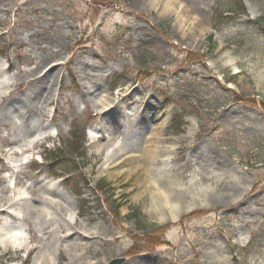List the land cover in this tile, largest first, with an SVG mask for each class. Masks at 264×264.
<instances>
[{"label":"rangeland","instance_id":"1","mask_svg":"<svg viewBox=\"0 0 264 264\" xmlns=\"http://www.w3.org/2000/svg\"><path fill=\"white\" fill-rule=\"evenodd\" d=\"M237 1L185 0L200 20L209 22L204 31L194 32L186 22L188 36L181 39L177 16L160 12L164 0L154 8L150 0H0V80L5 81L0 86V150H9L0 152V206L10 207L27 243L22 252L20 244L0 248V264H36L45 246L54 264H73L76 257L74 264L122 258L125 264H214L221 259L264 264V0H242L246 14L225 25L221 14L240 11ZM45 53L53 56L45 72L60 69L52 91L33 106L37 113L29 118L11 105L26 88L21 72L33 70L30 60ZM129 87L137 89L132 108L139 114L143 108L150 114V105L157 103L162 108L158 125H164L166 141L159 149L166 156L156 168L174 167L187 176L175 177V188L188 197L171 200L191 211L168 229L153 213L151 200L137 197L142 191L136 177L108 175L119 157L131 150L139 155L149 138V129L126 133L116 115L103 117L99 107L104 98L118 103L121 89ZM7 109L12 115L6 119ZM129 114L127 122L133 124L139 114ZM89 118H95L91 131L84 126ZM28 124L39 127L38 142L22 153L32 143L24 131ZM82 129L87 150L79 161L86 168L77 177L90 188L74 196L64 179L53 178L42 165L47 152L67 149L72 134ZM121 146L124 153H119ZM206 177L221 179V188L235 198L208 206L197 192L217 195L220 188ZM104 185L108 190L101 195L98 188ZM45 193L60 194L62 200L51 203ZM45 203L61 210L65 221L55 224L53 217L31 214L32 206L44 209ZM115 205H120L117 216ZM135 211L139 224L130 219ZM3 220L0 241L7 229ZM76 224L82 239L89 237L81 243L80 256L70 255ZM233 247L242 254H231Z\"/></svg>","mask_w":264,"mask_h":264},{"label":"bare ground","instance_id":"2","mask_svg":"<svg viewBox=\"0 0 264 264\" xmlns=\"http://www.w3.org/2000/svg\"><path fill=\"white\" fill-rule=\"evenodd\" d=\"M152 5L151 7H158L159 4L156 3L157 0H150ZM160 12L164 15L166 14H175L177 16V35L184 39L188 34H186V31L184 30V24L186 22H191L193 25V30H200L204 31L208 25L209 19L207 18V21H204L203 19L200 20L197 16L196 10L192 8L188 3L185 2V0H164L162 6L160 7ZM193 16V17H192ZM195 16V17H194ZM197 16V17H196ZM58 45L59 43L56 42ZM194 44V43H193ZM44 48V47H42ZM53 60L52 54L45 53L44 55H41L39 57L31 59L29 62V65L32 64V61L34 63L35 68L29 72H21V78L24 80L26 88L21 93L15 95V102L17 104L11 105V107L14 110H17L19 113L23 112L26 113L29 118L31 115V112L33 111V116L37 113L36 109L32 110L33 106L37 104L38 101L44 100L45 96L48 95L55 84V81L57 79V71H59L60 68L53 67L49 69L47 72H45L46 67L48 64ZM69 63H66L63 67L69 66ZM84 64L81 63V67H83ZM210 72V71H209ZM55 76H52L54 75ZM41 75V77H39ZM52 78V80H51ZM6 83L9 82V78L6 79ZM5 81L0 80V86H4ZM9 84L6 86L9 88ZM137 92V89H133L132 87H129L127 89H121L122 97L119 99L118 103H112L109 102L107 99H102L99 107L104 111L103 117H111L112 115L117 116L118 123L123 126L124 131L126 133H135L137 132H143L145 130H150L149 132V138L146 143H144V150L140 153V151H137L139 155L135 156V151L126 152L125 147L121 146L119 148V153H124L121 157L117 159V162L111 166L112 168H107L108 175L110 179H115L121 175H125L127 177H136L135 179V186L138 189H141L140 196L137 197H144L149 200H151L152 205L154 206V211L156 217L161 219L162 225L168 224V226H165L163 228H169L171 224L176 223L180 215H185L191 211V207L180 208V204L177 202H174L171 200L174 195L176 197L179 196H185L188 197V193L183 191H180L176 187V180L175 177L179 178L180 180H184L187 178L185 172H181L180 169L172 168L169 171L159 170L156 168L157 164L161 163V160L164 156H166V151H163L160 148V145L164 144L166 141V135L163 124H159L158 122L162 119V114L160 112H156L154 110H150L149 112H152L151 115H146L142 113L141 115L136 111V108L134 105H132L133 102V96ZM91 92H88L90 94ZM10 101V100H9ZM11 102V101H10ZM123 105H126L129 107L128 111L136 113L138 116L135 118V122L133 124H130V120L127 122L130 114L128 113L127 109L125 107L123 108ZM141 105V102L137 103V107ZM9 106V105H8ZM151 106V105H150ZM149 109V108H148ZM147 109V110H148ZM162 108H160L161 110ZM8 112V113H7ZM146 113V111H144ZM12 115V112L7 109L5 113V118H9L10 114ZM121 113V115H120ZM154 127L152 125H149V123H154ZM4 126V125H3ZM26 128L24 131L27 134V137L29 139H32L35 137L36 125L28 124L25 126ZM102 128V127H101ZM136 135L132 136L135 137ZM32 137V138H31ZM131 137V138H132ZM130 138V139H131ZM125 139V138H124ZM139 141V140H138ZM126 146V144H125ZM127 147V146H126ZM136 148V146H132ZM27 148V147H26ZM112 148V147H111ZM8 152L9 150H0V152ZM11 151V150H10ZM102 150L99 151V159L102 157ZM14 154V153H12ZM118 154V153H117ZM204 155L201 153L199 155ZM119 156V154H118ZM198 157V158H199ZM197 158V159H198ZM121 161V165H120ZM172 162V161H171ZM173 163H177L174 162ZM221 176V179L223 177V174H219ZM221 179L215 180L213 178H204L203 180L207 181L211 186L216 185V188H220L214 193H199L197 192V197L204 199L208 206L216 208L222 203H227L230 200H233L235 198L234 193H230L229 190H224L221 188ZM200 183L197 185H194V187L199 186ZM193 187V189H194ZM227 189V187H223ZM6 189V188H5ZM163 191L160 193V191ZM7 191V190H6ZM6 191H2V194L4 195ZM64 191V190H62ZM236 192L237 191H233ZM157 194V195H156ZM211 194V195H208ZM214 194V195H213ZM63 195V194H62ZM65 195V193H64ZM45 198L47 200H50L52 202H56V200H62V196L60 194L57 195H51L49 193L44 194ZM57 196V197H56ZM152 197V198H151ZM196 203L197 201H193ZM3 203V201L0 199V204ZM17 204L15 202L12 206L14 207ZM11 206V207H12ZM33 207V208H32ZM30 211L31 214H36L40 219L47 218V217H53L51 222L58 224V222H61L64 220L62 212L58 211L56 206H53L52 204L49 205L45 203V208L42 209L41 207H34L32 206ZM198 207V206H196ZM0 217H4V226L7 228L5 230V233H2L4 235L3 241H0V248H7V247H16L19 245V251H23V249L26 247L27 243L22 242L21 239H25L22 234H20L21 225H18L15 223V221H12L11 217H14V215L10 211V207L7 206H0ZM76 219V218H75ZM8 225V226H7ZM60 225V224H59ZM83 229V228H82ZM73 233H74V240H76L73 245H71L70 249V255H73V253L76 256H80V251L83 248V241H86L89 239V237H85L82 239V233L81 228L76 224V227H73ZM92 234H95L94 232ZM5 240V241H4ZM21 241V243H20ZM46 247V246H45ZM41 249L38 252V261L36 264H54V255L50 252V250H47L46 248ZM36 250V249H34ZM33 250H31L29 253H32ZM89 253V250L87 251ZM80 257H76L72 259V263L79 261ZM209 259V258H208ZM210 260V259H209ZM42 262V263H41ZM205 264H212L209 261H205Z\"/></svg>","mask_w":264,"mask_h":264},{"label":"trees","instance_id":"3","mask_svg":"<svg viewBox=\"0 0 264 264\" xmlns=\"http://www.w3.org/2000/svg\"><path fill=\"white\" fill-rule=\"evenodd\" d=\"M244 13V11H242ZM85 135L82 132H76L72 135V140L68 143V148L65 150L56 149L55 151L47 152L45 159L48 163H53L56 166L57 172L63 174H76L82 169L80 166L79 159L85 158L86 147H85ZM79 167V168H78ZM85 167H83L84 169ZM81 186H88V182L77 181L75 184L76 189H80ZM102 189V188H101ZM119 206L115 208V215L119 214ZM131 220H135L139 224V219L137 218L136 211L130 216ZM139 230H143L139 227ZM158 244V242H157ZM135 250H133L134 252Z\"/></svg>","mask_w":264,"mask_h":264},{"label":"water","instance_id":"4","mask_svg":"<svg viewBox=\"0 0 264 264\" xmlns=\"http://www.w3.org/2000/svg\"><path fill=\"white\" fill-rule=\"evenodd\" d=\"M126 261V259L122 260V259H116L111 261L109 264H123Z\"/></svg>","mask_w":264,"mask_h":264}]
</instances>
